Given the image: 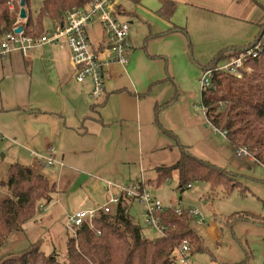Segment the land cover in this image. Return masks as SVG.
<instances>
[{"label":"crops","instance_id":"1","mask_svg":"<svg viewBox=\"0 0 264 264\" xmlns=\"http://www.w3.org/2000/svg\"><path fill=\"white\" fill-rule=\"evenodd\" d=\"M207 1L211 2L210 7ZM249 1L259 8L254 13L257 18L249 16L252 13L249 10L239 13L234 8L238 0L125 1L123 19L130 22L131 29L133 25L136 29L131 34L133 50L126 67L111 66V78L106 81L101 99L91 97L93 84L89 79L77 82L72 53L65 44H45L32 50L29 56L14 51L0 58V135L4 138L8 135L36 155L26 157L13 148L8 155L17 160L15 163L28 165L40 174L38 168L47 169L50 177H46L56 185V192L67 194L65 225L72 213L95 207L83 188L69 194L75 184L85 182L88 177L105 182L119 179L120 175L131 173L137 164L141 172L150 165L156 171L157 162L150 159V154L164 144L158 128L174 134L169 124L161 122L166 110L175 103L191 110L185 96L193 82L188 74L195 76L197 70L203 71L194 60L207 64L227 46H242L256 38L259 23L264 19V0ZM126 3H133L138 9L128 10ZM169 3L174 4L175 11L167 19L161 10ZM141 25L147 33H142ZM180 27L189 34L192 53L188 37L172 31ZM89 35L95 46L107 42L100 26L90 28ZM172 85L178 98L166 101ZM184 117L191 120L186 112ZM206 142H198L188 151L197 158L222 164L224 157L211 147L210 141ZM51 154L55 162L47 165ZM156 177L144 181L146 186L158 188L149 182ZM129 186L125 182L116 188L122 195L123 187ZM53 200L44 207V213L45 208L56 202ZM117 206L111 208L117 210ZM146 225L151 228L147 222Z\"/></svg>","mask_w":264,"mask_h":264},{"label":"trees","instance_id":"2","mask_svg":"<svg viewBox=\"0 0 264 264\" xmlns=\"http://www.w3.org/2000/svg\"><path fill=\"white\" fill-rule=\"evenodd\" d=\"M91 1L43 0V8L37 19L31 13L29 23L38 27V34H43L47 30L44 18L53 21L62 19L69 10L83 8ZM174 11V4L169 3L163 7L161 14L170 19ZM16 15L10 12L7 0H0V34L12 29ZM172 31L185 34L189 49L192 48L189 34L184 28H174ZM258 31L252 42L227 46L207 64L195 60L194 63L203 72L214 70L212 86L201 93L207 121L221 130L237 150L246 149L247 155L264 166V19L259 23ZM248 50H254V53L244 59L242 78L216 69L223 61ZM181 149V158L177 163L156 168L157 177L149 181L152 185L162 186L177 172L181 191L200 180L208 182L213 190L223 186L226 193L236 188L245 189L236 174L195 157L185 146H181ZM2 186L9 196L0 200V264H179V252L186 241L192 254L206 249L201 236L193 228L196 218L189 210L185 209L181 215L174 207L156 212L163 234L159 233L152 239L145 236L140 222L137 223L130 214L132 198L122 193L117 210L95 218L94 225L85 224L77 230L76 236L68 238L67 263L60 261L55 251H42L40 241L23 251L6 253L3 250L9 238L15 232H24L25 225L35 220L52 202L56 185L30 166L13 163Z\"/></svg>","mask_w":264,"mask_h":264},{"label":"rangeland","instance_id":"3","mask_svg":"<svg viewBox=\"0 0 264 264\" xmlns=\"http://www.w3.org/2000/svg\"><path fill=\"white\" fill-rule=\"evenodd\" d=\"M238 1H240L238 6L234 8L239 13L243 9L249 10L252 12L249 16L257 18L254 14L257 13V6L250 5L252 3L249 0ZM29 2L32 16L36 20L43 8V0H29ZM126 4L128 10L136 11L138 9L137 6L132 5L133 3ZM207 5L210 7L212 4L207 1ZM43 22L46 29L53 25L52 20L48 18H44ZM134 26L130 29V35L132 31L136 30ZM141 26L142 33H147V29L143 25ZM222 63L219 66L224 65ZM194 67L196 70L198 69V66ZM195 74L194 77L190 73L188 74L189 81L194 83L192 82L188 93L185 94L186 98L189 99L191 110H184L179 103H175L166 110V115L162 117L161 122L165 125L166 123L169 124L177 138H173L170 132L165 133L158 128L161 141L164 144L159 150L150 154V159H154L159 164L155 163V167L172 165L181 158L180 144L187 147V150L191 152L193 145L198 144V142L207 143L208 140L212 143L211 147L225 159L219 166L236 174L245 189L236 188L230 193H226L223 186L215 187L213 190L208 182L200 180L192 182L184 191H181L177 172L173 174L172 179H169L162 186L152 189L147 186V189H149L151 196L159 199L167 209L170 207L193 208L200 212L199 218L193 220V228L201 236L206 249L194 254L189 253L191 264H264V166L247 154L244 157H238L237 149L228 142L225 134L212 127L207 121L202 104V87L198 80L203 76V71L199 69ZM178 81L182 84L181 80ZM172 98L174 100L178 98L173 85L166 96V101ZM184 112L191 117L190 121L184 117ZM13 148L14 151L23 156L30 158L36 156L34 151L20 147L19 144L10 140L8 135H5V138L0 135V200L9 196L2 183L7 181V173L12 163L17 162L8 155V152L10 155L12 154L11 149ZM2 154L7 155L4 160L1 158ZM161 155L166 158L158 159ZM133 169L131 173L120 175L119 179H116L117 177L110 178L106 182L102 179L97 180L95 177H88L85 182L75 184L69 194L76 189L83 188L84 193H87L90 200L94 202L93 206L103 207L111 199L120 197L121 192L116 186L122 187L127 182L129 187H136L142 180L148 182L149 178L156 176V171L151 165L144 172H141V167L138 164ZM38 170L42 175L50 177L47 169L38 168ZM104 182L106 186H104ZM54 200H56L54 204L45 208V210L47 209L45 213L42 210L35 220H31L25 225L24 232H15L9 238V243L5 246L4 252H20L29 248L31 244L40 241L42 251L45 253L55 251L60 261L67 263L68 238L73 235L65 225V217L68 215L67 204L65 203L67 194L62 191L55 192ZM131 200L133 202L129 205L131 216L137 223L140 222L145 236L155 239L154 237L160 234L157 229L148 228L146 225L147 207L133 199ZM111 206L115 207L114 204Z\"/></svg>","mask_w":264,"mask_h":264},{"label":"built area","instance_id":"4","mask_svg":"<svg viewBox=\"0 0 264 264\" xmlns=\"http://www.w3.org/2000/svg\"><path fill=\"white\" fill-rule=\"evenodd\" d=\"M125 1L131 0H92L83 8L69 10L62 19L52 20V27L43 34H38V27L31 26L29 23L32 13L29 0H7L10 12L17 15L12 29L0 34V58H6L14 51L23 56H29L32 50L45 44H65L72 53L71 64L75 70L77 82L84 83L89 79L93 84L91 97L101 99L106 92V81L111 78V66L126 67L133 50L129 34L131 24L123 20ZM23 8L26 9V17H21ZM94 26H100L102 35L106 38L107 42L101 46H95L89 35V29ZM19 27H22V30L17 32ZM253 53L254 50L242 52L238 57L227 59L222 63L224 65L218 66L216 69L242 78L244 59ZM213 74L214 70H209L203 72V76L198 79L202 90H207L212 86ZM246 154V149L237 150L238 157H244ZM47 163L54 164L52 154ZM122 191L147 207V224L163 234V229L160 227L159 219L156 218L155 213L165 211L167 207L159 199L151 196L146 183L142 181L136 187H123ZM119 202L120 197L113 198L103 207H91V209L76 211L68 217L66 225L76 236L77 230L85 224L92 226L95 218L113 212L111 204L118 205ZM187 210L195 218H199L198 210L193 208ZM184 211L183 208H176L179 215ZM190 251L191 247L186 241L179 252L181 253L179 264H191L188 255L191 253Z\"/></svg>","mask_w":264,"mask_h":264},{"label":"water","instance_id":"5","mask_svg":"<svg viewBox=\"0 0 264 264\" xmlns=\"http://www.w3.org/2000/svg\"><path fill=\"white\" fill-rule=\"evenodd\" d=\"M23 3H25V2L23 1ZM26 16H27L26 9L23 8L22 9V12H21V17H26ZM21 30H22V27H19L17 29V32H20ZM1 158L4 159L5 158V155L2 154Z\"/></svg>","mask_w":264,"mask_h":264}]
</instances>
